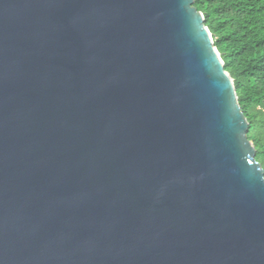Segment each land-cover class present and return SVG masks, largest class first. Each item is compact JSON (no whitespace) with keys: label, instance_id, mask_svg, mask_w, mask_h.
<instances>
[{"label":"water","instance_id":"obj_1","mask_svg":"<svg viewBox=\"0 0 264 264\" xmlns=\"http://www.w3.org/2000/svg\"><path fill=\"white\" fill-rule=\"evenodd\" d=\"M195 0H0V264H264V169Z\"/></svg>","mask_w":264,"mask_h":264},{"label":"trees","instance_id":"obj_2","mask_svg":"<svg viewBox=\"0 0 264 264\" xmlns=\"http://www.w3.org/2000/svg\"><path fill=\"white\" fill-rule=\"evenodd\" d=\"M235 81L264 169V0H195Z\"/></svg>","mask_w":264,"mask_h":264}]
</instances>
